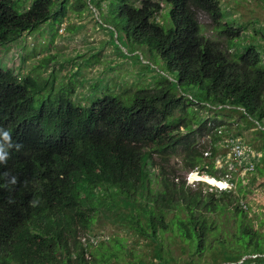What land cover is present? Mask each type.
Returning a JSON list of instances; mask_svg holds the SVG:
<instances>
[{
	"label": "trees",
	"instance_id": "trees-1",
	"mask_svg": "<svg viewBox=\"0 0 264 264\" xmlns=\"http://www.w3.org/2000/svg\"><path fill=\"white\" fill-rule=\"evenodd\" d=\"M67 1L25 7L0 0V45L61 21ZM103 1L132 51L146 48L162 70L153 86L109 89L80 104L72 79L56 88L55 78L20 79L0 69V129L11 135H0L8 153L0 161V264H180L172 244L188 253L183 264H264V219L255 227L246 186L220 190L187 178L191 171L215 180L235 174L215 165L231 129L212 108L242 109L264 128L261 52L255 45L232 50L242 29L222 22L220 0H99L96 7ZM162 3L170 5L171 25L157 19ZM199 11L227 35L226 44L203 34ZM204 128L211 137L200 141ZM263 162L249 151L241 161L253 165L255 178L264 176ZM101 213L150 258L130 250L124 235L93 240Z\"/></svg>",
	"mask_w": 264,
	"mask_h": 264
},
{
	"label": "rangeland",
	"instance_id": "rangeland-1",
	"mask_svg": "<svg viewBox=\"0 0 264 264\" xmlns=\"http://www.w3.org/2000/svg\"><path fill=\"white\" fill-rule=\"evenodd\" d=\"M31 1L19 0L25 7ZM82 1L68 0L66 15L61 21L41 23L34 29L24 31L17 40L0 45V69H12L20 79L27 75H39L43 81L55 78L56 88H63L72 79L75 85L73 98L80 104L91 103L109 89H130L144 84L153 86L154 75L158 69L162 70L163 61L160 59V63L152 60L143 47L132 51L133 46L126 43L122 33L114 26L116 23L112 17L106 13L108 1H103L105 5L99 8L96 7L100 4L99 0H93L92 4L88 2L85 8L79 9L76 2L80 5ZM134 1L139 3L138 0ZM220 4L225 11L222 22L242 29L240 36L234 40L232 50L243 52L247 47L255 45L261 52L264 63V0H220ZM162 6L157 19L170 22L171 25L170 5L162 3ZM198 18L203 34L227 43V35L216 27L217 23L206 12L199 11ZM43 95H47V92ZM39 103L40 100H37V105ZM210 112L212 116L217 115L224 127L231 129V133L225 131V141L218 145L215 165L218 168L227 166L230 170H235V174L229 173L225 178L213 180L208 179V175L191 171L187 173L188 182L202 180L220 190L235 191L241 181L248 189L246 207H249V216L255 227H259L258 222L264 219V176L255 178L254 172H251V164L243 166L240 161L236 162L234 155L237 145L230 144L234 139L242 145L243 154L249 151L264 160V128L246 117L239 108L218 107L212 108ZM208 137L211 135L204 128L200 141ZM92 231L93 240L124 235L128 238L130 250L135 246L150 258L147 247L140 248V243H135V237L125 234L111 215L99 214ZM172 250L180 259V264H183L182 260L188 257V253L182 251L179 244H172ZM109 264L124 263L112 261Z\"/></svg>",
	"mask_w": 264,
	"mask_h": 264
},
{
	"label": "clouds",
	"instance_id": "clouds-1",
	"mask_svg": "<svg viewBox=\"0 0 264 264\" xmlns=\"http://www.w3.org/2000/svg\"><path fill=\"white\" fill-rule=\"evenodd\" d=\"M0 135H2L4 141H11V135L8 131L0 129ZM8 147H12V143L8 145ZM17 149L20 147L16 145ZM8 153L4 151L3 143H0V161H7ZM15 182V180H13Z\"/></svg>",
	"mask_w": 264,
	"mask_h": 264
},
{
	"label": "built area",
	"instance_id": "built-area-1",
	"mask_svg": "<svg viewBox=\"0 0 264 264\" xmlns=\"http://www.w3.org/2000/svg\"><path fill=\"white\" fill-rule=\"evenodd\" d=\"M233 140V142H231V144L230 145H232V146H234V144L235 145H237L236 146V153H235V157H236V160L239 162L240 161V163H241V161L243 160V151H242V145L241 144H239V143H237L234 139H232ZM242 164V163H241ZM251 167H252V169H253V165L251 164L250 165ZM248 169H250L249 167H248Z\"/></svg>",
	"mask_w": 264,
	"mask_h": 264
},
{
	"label": "bare ground",
	"instance_id": "bare-ground-1",
	"mask_svg": "<svg viewBox=\"0 0 264 264\" xmlns=\"http://www.w3.org/2000/svg\"><path fill=\"white\" fill-rule=\"evenodd\" d=\"M207 178H208V177H207ZM208 179H213V178H210V177H209ZM213 180H214V179H213Z\"/></svg>",
	"mask_w": 264,
	"mask_h": 264
}]
</instances>
